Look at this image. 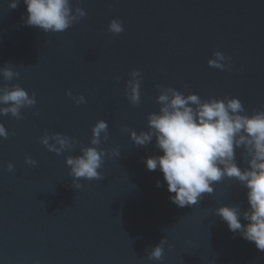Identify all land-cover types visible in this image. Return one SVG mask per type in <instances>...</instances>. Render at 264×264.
Masks as SVG:
<instances>
[{
	"label": "water",
	"instance_id": "1",
	"mask_svg": "<svg viewBox=\"0 0 264 264\" xmlns=\"http://www.w3.org/2000/svg\"><path fill=\"white\" fill-rule=\"evenodd\" d=\"M11 2L0 0V69L10 65L19 76L0 75V87L18 84L37 102L21 119L0 115L9 132L0 137V264H264V251L216 215L225 204L247 210L246 188L225 177L197 204L179 207L163 173L146 167L163 154L155 139H131L160 109L157 85L238 97L249 115L264 110V0H71L87 15L63 32L27 25L23 0ZM113 19L123 32L109 31ZM217 50L231 71L208 65ZM133 69L142 74L139 106L126 96ZM79 95L86 103L75 102ZM99 120L109 125L95 146L107 153L103 178H80L76 188L67 157L94 146ZM54 133L73 146L50 151L42 138ZM116 148L120 156L111 155ZM236 158L247 167L242 148ZM164 238L162 260L148 259Z\"/></svg>",
	"mask_w": 264,
	"mask_h": 264
},
{
	"label": "clouds",
	"instance_id": "2",
	"mask_svg": "<svg viewBox=\"0 0 264 264\" xmlns=\"http://www.w3.org/2000/svg\"><path fill=\"white\" fill-rule=\"evenodd\" d=\"M27 6L26 24L44 32H63L74 22L87 15L82 7L73 10L71 0H23ZM19 0H12L10 7L16 8ZM109 31L119 34L124 31L123 22L113 19ZM230 57L222 51H215L208 60L210 67L231 71ZM5 81H12L19 73L10 65L0 69ZM127 82L126 96L134 106L141 103V70L133 69ZM119 79V77H117ZM157 102L158 112L148 116L147 131H131V139L137 146H146L155 139V147L163 154L146 159L150 171L159 169L167 183L168 191L175 193L170 199L179 207L197 204L202 195L214 192V183L225 177L234 178L247 189L249 208L242 211L239 205L225 204L216 209V215L224 220L230 231L239 232L242 238L254 242L258 250L264 251V110L247 113L238 97L202 98L199 94L185 95L172 87H161ZM68 95L72 93L69 90ZM77 104L86 103L84 95L73 97ZM36 94L29 93L18 84L0 87V115L11 114L22 118L21 109L36 104ZM108 122L99 120L93 127V137L89 147L81 148V155L68 156L70 175L75 187L80 188V178L89 181L102 179L98 171L103 165L106 150L98 149L101 137L108 139ZM127 131V129H125ZM9 135L0 123V137ZM54 141V143H50ZM73 138L62 133L45 135L42 143L50 151L63 153L73 146ZM243 149L247 167L237 163L236 149ZM112 156H120L118 148L111 151ZM26 163L33 166L37 161L31 157ZM13 164H8L12 170ZM157 187H161L157 182ZM241 217L247 223L241 222ZM166 238L148 253L150 260H162L163 245ZM35 264H39L38 261Z\"/></svg>",
	"mask_w": 264,
	"mask_h": 264
}]
</instances>
